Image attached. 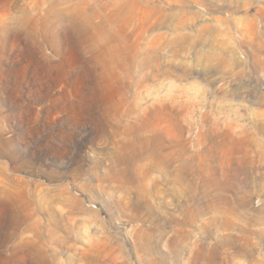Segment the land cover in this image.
I'll return each instance as SVG.
<instances>
[{
  "label": "rangeland",
  "instance_id": "obj_1",
  "mask_svg": "<svg viewBox=\"0 0 264 264\" xmlns=\"http://www.w3.org/2000/svg\"><path fill=\"white\" fill-rule=\"evenodd\" d=\"M211 254L264 264V0H0V264Z\"/></svg>",
  "mask_w": 264,
  "mask_h": 264
},
{
  "label": "bare ground",
  "instance_id": "obj_2",
  "mask_svg": "<svg viewBox=\"0 0 264 264\" xmlns=\"http://www.w3.org/2000/svg\"><path fill=\"white\" fill-rule=\"evenodd\" d=\"M144 152H142V154H143ZM159 154H157L155 151H153V150H151L146 156L147 157H153L154 158V160L150 163V164H147V166H145V167H147L148 169H152V167H155L156 165H159V164H161V163H163L165 160H164V157H162V156H158ZM156 158V159H155ZM146 168V169H147ZM179 176L180 175H182V174H178ZM178 178V177H177ZM183 179V178H182ZM210 182V181H209ZM217 182V181H216ZM210 184H211V182H210ZM228 183H225V182H219V183H217L216 184V186H219V187H221V188H223V190L225 189V188H227L228 187ZM189 189H190V191L192 192V196L193 197H195L196 196V194H197V191H196V188H195V186H194V184H191L190 185V187H189ZM205 194L206 195H210V193L209 192H205ZM219 199L222 201V202H225V203H228L229 201V199L226 197V196H219ZM186 209L187 210H189L190 211V208L189 207H187L186 206ZM195 211V210H194ZM195 216V215H194ZM225 221L226 222H229V218L228 217H225ZM217 256H216V254H211L210 256H209V260H210V262H211V264H223L222 262H218L217 261Z\"/></svg>",
  "mask_w": 264,
  "mask_h": 264
}]
</instances>
